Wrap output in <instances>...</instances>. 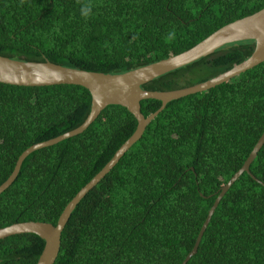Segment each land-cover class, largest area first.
Segmentation results:
<instances>
[{
    "label": "trees",
    "instance_id": "obj_1",
    "mask_svg": "<svg viewBox=\"0 0 264 264\" xmlns=\"http://www.w3.org/2000/svg\"><path fill=\"white\" fill-rule=\"evenodd\" d=\"M263 7L264 0H0V56L120 74L179 54ZM253 48L250 40L224 45L140 88L204 82ZM89 104L80 86L0 83V184L26 148L79 126ZM159 106L139 102L143 117ZM135 125L124 108L107 106L82 133L26 156L0 193V228L30 221L54 226ZM263 130L264 61L168 102L74 207L53 264H180L220 187ZM248 173L221 197L185 264H264V143ZM42 247L32 234L4 238L0 264H35Z\"/></svg>",
    "mask_w": 264,
    "mask_h": 264
},
{
    "label": "water",
    "instance_id": "obj_2",
    "mask_svg": "<svg viewBox=\"0 0 264 264\" xmlns=\"http://www.w3.org/2000/svg\"><path fill=\"white\" fill-rule=\"evenodd\" d=\"M248 40L253 42L254 48L246 59L233 65L227 71L204 82L170 91H146L140 88L142 85L165 73L171 72L210 55L224 45ZM263 61L264 7L251 15L237 19L218 28L200 42L179 54L169 56L157 62L120 74L86 72L78 69L62 67L47 61L29 62L8 59L0 56L1 84L20 87L74 85L87 90L90 96L88 113L82 123L76 128L57 137L33 144L26 148L17 157L13 169L7 179L0 184V193L13 182L21 163L26 156L36 150L53 146L58 142L82 133L105 107L115 105L124 108L133 117L136 123L133 133L119 146L109 161L79 191H77L64 206L54 226L48 223L34 221L14 223L0 228V240L13 235H35L43 241L42 250L35 264H53L59 251L61 231L74 207L84 195L114 167L130 146L141 137L145 127L168 102L214 88L215 86L225 83L239 74L257 66ZM146 99L157 100L160 102V106L155 112L143 117L140 113L139 102ZM263 143L264 130L253 145L240 168L223 186L220 187L212 205L207 210L206 216L197 232L191 250L180 264H185L189 258L195 254L202 233L219 200L242 173L249 174L248 166ZM262 186L264 187V185Z\"/></svg>",
    "mask_w": 264,
    "mask_h": 264
}]
</instances>
